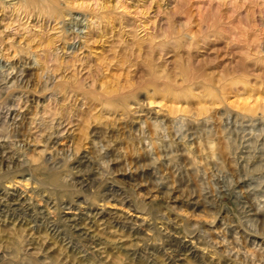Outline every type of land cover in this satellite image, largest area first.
Returning a JSON list of instances; mask_svg holds the SVG:
<instances>
[{
	"label": "rangeland",
	"instance_id": "rangeland-1",
	"mask_svg": "<svg viewBox=\"0 0 264 264\" xmlns=\"http://www.w3.org/2000/svg\"><path fill=\"white\" fill-rule=\"evenodd\" d=\"M0 264H264V0H0Z\"/></svg>",
	"mask_w": 264,
	"mask_h": 264
}]
</instances>
